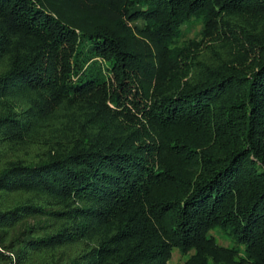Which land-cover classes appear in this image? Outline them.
Instances as JSON below:
<instances>
[{
    "label": "trees",
    "instance_id": "16d2710c",
    "mask_svg": "<svg viewBox=\"0 0 264 264\" xmlns=\"http://www.w3.org/2000/svg\"><path fill=\"white\" fill-rule=\"evenodd\" d=\"M193 19L210 62L187 54ZM234 33L224 54L214 34ZM62 103L76 126L42 136ZM174 248L264 264V0H0V264H168Z\"/></svg>",
    "mask_w": 264,
    "mask_h": 264
},
{
    "label": "rangeland",
    "instance_id": "374dc122",
    "mask_svg": "<svg viewBox=\"0 0 264 264\" xmlns=\"http://www.w3.org/2000/svg\"><path fill=\"white\" fill-rule=\"evenodd\" d=\"M183 40L186 45H188L187 54L193 55L195 53L199 54V58L210 62L214 58L213 50L211 49V43L213 40L206 35V33L202 32V23L198 19L191 20L188 24L183 26ZM226 35H229L226 32ZM239 33L232 34L231 37L223 36L217 38V35L214 34L215 45H218L217 48L222 47V51L224 54H231L233 47L235 46V36L239 37ZM213 44V45H214ZM196 71H192L190 75L195 74ZM17 95V96H16ZM15 97L18 102L22 104H26L29 98L33 97L32 92H22L16 94ZM80 110L77 107H70L66 103L60 104L49 116L45 119L37 120V128L39 133L42 136L56 139V140H65L70 134V127L76 126L75 123H71V119L73 114L79 113ZM42 141V140H41ZM42 143L34 142L33 145L30 146V149L33 152H38L40 150ZM38 196H41L42 193H37ZM54 200V197H51ZM213 233V232H212ZM214 237L216 243L221 247H227L230 245V241L227 238L220 234L219 232H214ZM77 246L79 244L72 245V250L75 252L77 250ZM195 253L193 250L182 251L178 248H174L171 252V257L168 259V264H190Z\"/></svg>",
    "mask_w": 264,
    "mask_h": 264
}]
</instances>
